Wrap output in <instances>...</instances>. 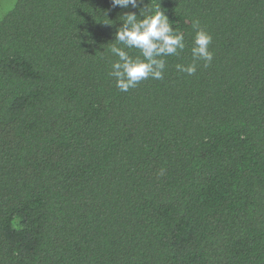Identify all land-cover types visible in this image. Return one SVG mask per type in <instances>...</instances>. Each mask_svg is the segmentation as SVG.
Wrapping results in <instances>:
<instances>
[{
  "label": "trees",
  "instance_id": "trees-1",
  "mask_svg": "<svg viewBox=\"0 0 264 264\" xmlns=\"http://www.w3.org/2000/svg\"><path fill=\"white\" fill-rule=\"evenodd\" d=\"M145 4L185 49L127 92L110 47L135 9L0 19V264H264V0ZM197 21L213 59L188 75Z\"/></svg>",
  "mask_w": 264,
  "mask_h": 264
},
{
  "label": "clouds",
  "instance_id": "clouds-1",
  "mask_svg": "<svg viewBox=\"0 0 264 264\" xmlns=\"http://www.w3.org/2000/svg\"><path fill=\"white\" fill-rule=\"evenodd\" d=\"M111 6L114 9L131 7L136 10L125 11L118 17L120 26L114 33V43L110 47L111 54L117 58L111 64L109 73L115 78L116 87L121 92H127L146 79H162L165 68L163 57L178 56L185 49L183 32L173 28L175 22L160 6L150 8L145 0H111ZM193 29V62L187 66L176 65L178 71L188 75L195 74L198 61H203L207 67L213 59V53L209 50L212 37L199 28L198 21L193 23ZM126 49L138 50L139 55L133 58Z\"/></svg>",
  "mask_w": 264,
  "mask_h": 264
},
{
  "label": "rangeland",
  "instance_id": "rangeland-1",
  "mask_svg": "<svg viewBox=\"0 0 264 264\" xmlns=\"http://www.w3.org/2000/svg\"><path fill=\"white\" fill-rule=\"evenodd\" d=\"M16 0L0 1V19L12 8Z\"/></svg>",
  "mask_w": 264,
  "mask_h": 264
}]
</instances>
